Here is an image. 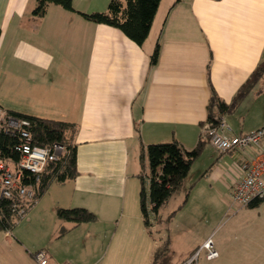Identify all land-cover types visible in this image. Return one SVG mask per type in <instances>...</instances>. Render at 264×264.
Here are the masks:
<instances>
[{"label": "crops", "instance_id": "obj_1", "mask_svg": "<svg viewBox=\"0 0 264 264\" xmlns=\"http://www.w3.org/2000/svg\"><path fill=\"white\" fill-rule=\"evenodd\" d=\"M71 1L75 11L50 4L35 17L34 0H0V107L77 126V175L51 182L13 229L0 233V264H39L38 251L47 254V264H152L165 240L169 251H180L170 264H183L212 228H196L179 250L162 225L178 214L181 225L191 224L184 217L197 184L206 188L197 199L207 208L208 225L214 194L229 198L253 152L221 153L205 144L196 160L206 158V166L188 187L185 179V204L165 216L160 210L163 220L175 213L149 234L138 201L139 151L172 139L186 149L196 145L212 95L230 103L264 59V0H167L161 13L160 0L141 45L78 13L103 12L110 0ZM222 117L236 134L264 126V79ZM74 207L93 212L95 220L73 224L57 217L58 208ZM260 221L247 216L232 224L228 245L213 241L211 260L201 248L196 264H264Z\"/></svg>", "mask_w": 264, "mask_h": 264}, {"label": "trees", "instance_id": "obj_2", "mask_svg": "<svg viewBox=\"0 0 264 264\" xmlns=\"http://www.w3.org/2000/svg\"><path fill=\"white\" fill-rule=\"evenodd\" d=\"M34 1L36 4L32 10V16L35 17L43 16L50 4L58 5L68 11H75L71 0ZM159 2L160 0H110L103 12L78 13L90 22L104 24L120 30L128 39L141 45L149 33ZM157 57L158 44H156L150 55L151 65L156 64ZM261 79H264V59L258 63L230 103L227 104L214 94L212 95L208 105V118L205 123L215 124L219 117L232 112ZM6 112L29 121L26 129L30 133L34 144L48 146L59 143L65 147L66 153L64 156L59 161L50 164L41 175L37 184L38 197L46 191L51 182L61 183L67 179H73L77 175L76 145L74 143L77 131L76 124L64 120L40 118L13 110H7ZM205 123L201 124V127ZM22 142L23 139L18 134L9 135L0 130V159L17 161L20 154L16 147ZM207 143V136L201 133L196 145L191 149L184 148L175 139L141 146L138 155L140 167L138 201L143 225L148 229L149 234H151L149 228L153 224L166 222L175 213V211L171 212L163 220L160 210L170 197L185 189V179L190 167L202 153ZM147 170L148 173H146ZM31 180L34 182V176H31ZM184 193V199L177 209L185 204L189 189H186ZM261 201H264V199H255L247 207L257 206ZM11 205L12 201L0 197V233L11 231L15 226L16 216ZM56 215L59 219L73 224L93 222L96 218L93 212L82 207L58 208ZM168 253L169 242L165 240L156 247L152 264H157Z\"/></svg>", "mask_w": 264, "mask_h": 264}, {"label": "built area", "instance_id": "obj_3", "mask_svg": "<svg viewBox=\"0 0 264 264\" xmlns=\"http://www.w3.org/2000/svg\"><path fill=\"white\" fill-rule=\"evenodd\" d=\"M29 121L12 116L0 107V130L6 134H18L23 142L17 146L20 157L17 161L0 159V197L12 201V211L16 220L22 218L27 210L38 200L37 184L46 168L59 161L66 153L59 143L48 146L36 145L27 131ZM202 134L218 152L250 149L253 153L244 159L242 178L230 190L232 203L247 206L255 199H264V126L244 134H236L224 117L215 124L205 123ZM34 176V182L31 180ZM201 248L206 250V258L217 257L210 239ZM200 248V249H201ZM200 249L196 250L183 264H196ZM39 264H47L48 256L44 251L34 254ZM63 264H71L69 262Z\"/></svg>", "mask_w": 264, "mask_h": 264}, {"label": "rangeland", "instance_id": "obj_4", "mask_svg": "<svg viewBox=\"0 0 264 264\" xmlns=\"http://www.w3.org/2000/svg\"><path fill=\"white\" fill-rule=\"evenodd\" d=\"M162 6H161V11H163V7L167 4V0H162ZM201 159V158H200ZM198 159L196 160L188 175L186 178V186L193 182L195 178L201 173V171L204 169L206 166V158L204 159ZM148 173V170L146 171ZM139 181V179H138ZM140 186V185H139ZM190 190V189H189ZM184 190H180L177 194L172 196L168 203L165 204L161 208V212L164 214V216L167 214V212H170L176 206L177 204H180L182 200L184 199ZM191 192L193 193L192 195V201L190 203L189 210L190 213L188 212L185 214V219L187 223H191L190 225H181L180 221L182 220V215L178 214L172 222H169L168 224L166 223L165 225H162V227L166 228L165 231H168L172 238H173V243L175 246L181 250L183 246V241L182 239L189 235L190 232H193L196 228L198 227H203V228H212V234L210 235V241L211 242H220L224 243L225 245H228L230 241V236L228 235V230L232 224H243L244 223V218L246 219L247 216H254L258 220H261L260 222H264V201H261L257 206L251 207V211H246V209H249L250 207H241L236 203H232L229 198H222L218 196L217 198L214 194L213 197V206L215 208V213L214 216L209 217L210 223L208 225L205 224L204 220L206 219L207 216V208L206 206H199V200L197 198H205L204 192H206V188L203 187V184H197ZM190 192V193H191ZM199 192V193H197ZM197 199V200H196ZM204 218V219H202ZM190 219V220H189ZM203 220L201 224H199L197 221ZM250 220H252L250 218ZM247 222V221H246ZM197 224V225H196ZM165 233V232H164ZM233 240V239H232ZM213 246V245H212ZM217 252V251H216ZM180 251H169L168 254L164 255L158 262L157 264H170L171 262H174L175 260L179 259L180 257Z\"/></svg>", "mask_w": 264, "mask_h": 264}]
</instances>
